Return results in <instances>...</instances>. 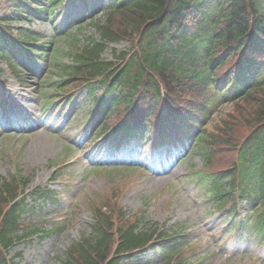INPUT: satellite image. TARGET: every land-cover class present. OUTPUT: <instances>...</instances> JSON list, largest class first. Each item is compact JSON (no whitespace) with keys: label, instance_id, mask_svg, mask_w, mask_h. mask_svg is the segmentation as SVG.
I'll return each mask as SVG.
<instances>
[{"label":"trees","instance_id":"obj_1","mask_svg":"<svg viewBox=\"0 0 264 264\" xmlns=\"http://www.w3.org/2000/svg\"><path fill=\"white\" fill-rule=\"evenodd\" d=\"M11 2L17 8L28 5ZM34 4L33 12L43 16L53 6ZM95 26L99 41L91 40L76 64L64 68L77 85L100 79L117 119L130 114L121 128H145L154 118L162 133L181 126L189 130L199 122L211 125L217 104H232L196 137L206 163H226L212 173L191 175L215 209L227 207L233 224L264 239V0H115ZM123 39L129 50L114 54L116 61L103 60L107 44ZM162 93L165 116L157 120ZM26 181L21 175L0 183V264H14L8 248L37 230L20 217L27 207L23 200L13 203L16 185ZM39 191L45 195L48 188ZM233 191L255 203L243 223L235 219ZM104 205L92 209L91 235L71 243L61 264H120L125 255L172 238L140 228L112 203L107 210Z\"/></svg>","mask_w":264,"mask_h":264},{"label":"rangeland","instance_id":"obj_2","mask_svg":"<svg viewBox=\"0 0 264 264\" xmlns=\"http://www.w3.org/2000/svg\"><path fill=\"white\" fill-rule=\"evenodd\" d=\"M80 2H62L56 9L58 14L54 28L50 23H31L32 27L38 29V37L45 39L56 33L52 39L54 48H57L55 58L49 57L47 62L43 61L46 57L41 54L31 55L32 62L18 58L34 65L33 70L37 74L40 72V78L44 75L51 79L58 78L56 62H69L70 53L74 54L90 37H94L92 19L102 16L109 0H85L84 5ZM111 46L124 49L128 42L110 44L104 57H110ZM62 52L64 55H61ZM0 71V80L7 81L5 85L9 88V99L19 106L11 107L13 119L19 120L18 130H9L3 118L0 120V178L8 179L19 168L30 176L25 188L27 193L35 186L47 184L59 192L55 205L45 203L40 212L35 210L30 216L27 215L26 220L35 223L40 220L44 231H49L56 224L61 225V228L44 235H32L17 243L9 252V255L20 253L17 264H60L59 256L67 246L90 234L92 218L86 203L91 196L104 191L108 198L112 191L118 192L115 201L119 200L128 216L141 214L142 223H157L167 229L182 225L186 236L193 239L192 246L184 255L189 264H264V243H258L252 236L237 240L226 230L222 217L216 212L212 213L201 189L184 178L186 168L191 165L194 169H200L203 161L198 154L176 153L178 148L185 147L182 140L162 144L156 152H164L163 160L159 163L157 154L149 153L147 140L144 148H125V152H129L127 158L132 156L133 160L142 159L152 165L145 167V170L141 165H133L144 172H135L138 170L134 169L127 172L125 165L120 164L118 168H111L114 170L108 174L94 175L92 167L95 163L110 158L106 157L107 144H103L101 138L92 137L100 125L93 126L92 123L98 122L100 118L94 117L90 124L85 121L93 105L89 94L77 89L69 100H60L57 107L41 113L39 100L53 93L51 88L41 91L38 82L33 83L26 74H20L22 78H18L4 62H0ZM2 91L6 95L5 87ZM97 95L99 89L95 91ZM20 107L22 112L16 113L15 109ZM224 108L227 106L218 108L217 112ZM65 147L69 153L64 152ZM170 150L176 159L172 158ZM62 154L73 155L71 159L76 162L51 182L54 167L50 162L61 160ZM112 161L119 162L116 159ZM107 167H110L109 164ZM30 198V194L26 196L28 202H31ZM246 209L243 206V210ZM159 253L158 249L148 251L140 257L125 259L123 264H161Z\"/></svg>","mask_w":264,"mask_h":264}]
</instances>
